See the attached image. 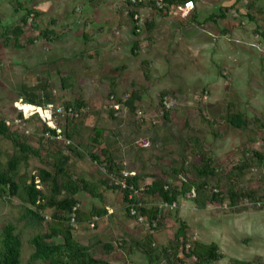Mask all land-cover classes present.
Wrapping results in <instances>:
<instances>
[{
	"label": "rangeland",
	"instance_id": "374dc122",
	"mask_svg": "<svg viewBox=\"0 0 264 264\" xmlns=\"http://www.w3.org/2000/svg\"><path fill=\"white\" fill-rule=\"evenodd\" d=\"M19 1L25 2L24 7L28 8L33 7V2L51 1L53 7L46 13L47 16L50 14L48 16L50 18L55 17L57 20L56 33L61 35V41H53L54 43L49 44L46 40L47 43L43 44L39 42L43 40L41 38L33 44L26 45L27 38L37 34L35 30L27 27L18 40V43L25 44V47L16 46V40L12 41L10 45H5V39L2 40V37H0V119L5 118L9 125L24 130L26 136L30 139V144L33 146H39L40 127L42 125L40 119L42 117L35 114L26 117L29 118L28 121L20 120L18 102L21 100L26 101L17 97L18 90L25 87L42 91L44 83L48 87L47 91L56 98L55 103L48 104H54V110L58 114L64 111L63 101L78 97H82L90 105V107L84 109L85 113L91 108L100 110L97 111L98 113L85 115L84 127L82 128L83 138L89 141L90 137L94 136L91 129L96 126L103 127L107 144L123 152L128 167H133L132 170H142V172L148 174L146 176L149 178L145 179L143 186L153 180L150 177L151 174L159 171L160 168L157 166L159 159L162 160L163 164L174 163L177 165L186 151L185 142L190 136L198 135V132H201V137L205 140L207 148L213 151L216 164L220 167L229 168L236 164L241 157L242 149L246 146H251V148L259 151L264 150V127L259 122H255L253 118L250 119V130L241 129V133L245 134L246 137L249 136L248 140L245 139L247 143L216 147L215 144L219 138L229 132L228 124L224 120L225 115L223 123L218 124V121H211L214 117L211 116L210 119L208 109L204 107L201 108L200 106L197 109L190 108L191 110H186L182 106L178 90L175 88L177 91L175 96L166 95L163 98L164 100L166 97H171L175 110L171 112L168 119L164 117L166 110L164 104L163 107L159 105L160 92L169 89L170 87L167 85L175 82L179 76L181 66L178 63L176 64L178 60H167L164 45L162 48L160 44L155 46L148 54L139 52L136 56L133 55L131 51V34L135 30V24L128 18L127 9L122 10L120 8L122 0ZM74 10H76V13H73ZM19 12L20 14L24 13L21 10ZM0 13L2 17L8 14L3 6ZM151 17L152 15L148 18ZM163 20V22H166V20L168 22L174 21V19ZM19 24L20 19L13 22L8 30ZM158 24L161 26L162 22H158ZM117 25L119 29L124 26L123 29L126 31L123 32L124 37L120 39L124 42L120 47V50L122 49L120 55L116 58L115 52L118 51L113 50L114 47L111 50H104L105 46L99 41H101V35H103V39L111 35L112 30H115ZM99 27H103L104 32L100 33ZM109 30L111 31L109 32ZM87 32L94 37L93 42L89 43L83 38V33ZM155 33L156 29L153 32L145 31L141 38H144V36L154 37ZM69 41L71 45L74 42L77 43L75 49H72V46L67 48V45H63ZM162 42L164 41L162 40ZM148 47V45H145V49ZM77 50L80 52L77 53ZM72 52L77 54H71ZM93 52L97 56L94 60H90L88 54ZM26 54H34L35 57L24 60ZM151 55L155 56L151 60L154 62L152 68L151 65L148 67L142 64L144 60L151 59ZM44 57L45 59L42 60ZM123 65L127 66L128 70L125 71L124 69L117 72L116 68ZM62 78L67 80V88L63 87ZM178 84L179 80L175 86ZM113 90L115 94H113ZM133 92H137L141 97V100L136 103L135 116L130 113L129 108L124 104ZM112 95H115V99L111 97ZM262 97L264 98V96ZM115 103H119L121 106V112L116 113L118 119L111 118L109 113L112 108L111 105ZM253 114L256 116L255 112ZM142 118L144 119L142 120ZM211 124H214V126ZM199 127L200 131H198ZM215 132H218L220 136L216 137ZM209 141H212V143ZM145 142L150 145L146 147L140 145V143ZM12 152V142L0 136V161L6 164ZM82 153L83 157L72 158V162L69 164L70 172L72 171L78 176L97 183L100 186L101 198H93L86 193H80L78 198L81 200V206L84 209V206L89 205L90 212L97 208L105 210L107 214L96 217L92 222L80 224L75 231L76 237L84 243H90L96 238L104 241H115L124 237V240L128 242L127 249L115 252L108 257L109 260L113 264H148L146 253L135 243L145 239L150 231L149 227L145 223H138L137 220L126 216L127 204L123 200L122 193L100 185L99 182L104 175L100 173L98 165L91 159L85 148L82 149ZM188 157L189 160L192 159L191 155ZM48 159V161H52L51 158ZM41 166H45L41 159L32 157L28 164L20 166L19 176L27 175L28 178ZM48 168L51 169L50 166ZM263 171V168L251 171L247 174L244 185L256 187L263 184ZM24 197L25 195L21 194L9 199V195L3 197L0 194V233L6 223L14 222L21 216L22 206L26 204ZM147 203L150 205H164L159 198L155 197L147 198ZM226 204H229V202H226ZM176 209H178V213H174L172 217L166 220L164 228L154 232L155 246L159 250L175 238L180 221L185 220L194 227L199 240L205 243L216 242L220 244L221 242L224 244L223 250L226 257L218 264H229L233 258L244 261L260 259L264 262L263 217L239 216L240 214H236L230 207L225 205L222 207L209 205L208 210L206 208L201 209L197 208L195 203L188 199H181L179 206L174 207L172 210L175 212ZM51 212V209L46 211L48 217ZM206 214H213L214 222H212V218H207ZM24 224V222L21 223L20 228H24ZM217 227H219V230ZM36 232L30 227L25 229L22 264H28L32 252L29 239ZM224 234L229 236L219 237V235ZM130 249L131 252H129Z\"/></svg>",
	"mask_w": 264,
	"mask_h": 264
},
{
	"label": "trees",
	"instance_id": "16d2710c",
	"mask_svg": "<svg viewBox=\"0 0 264 264\" xmlns=\"http://www.w3.org/2000/svg\"><path fill=\"white\" fill-rule=\"evenodd\" d=\"M157 1L122 0L120 8L127 9L128 18L135 24L137 35H139L137 30L141 28L139 18L141 9L149 8L154 15L166 17L173 15V7L188 0H162L163 7H160ZM16 7L18 10H24V14L20 18L19 25L7 29L4 33L5 45L16 40V46L25 47V44H33L41 38L49 41L60 39V34L55 30L47 29L27 38L25 44H19V37L24 34L27 27L35 31L39 29L40 16L43 12L35 7H24L23 3H19ZM156 25L155 17L147 18L144 23L148 32H153ZM263 29L264 27L261 28ZM139 46L140 42H135L133 47L135 55L140 51ZM142 64L149 67L151 62L144 60ZM66 81L62 78L64 88L68 87ZM47 88L44 83L42 91L23 87L18 90L17 97L23 98L29 104L46 107L48 103L56 102V98L47 91ZM176 94L175 89L161 91L160 107H163V98L166 95ZM139 100H141L140 95L133 92L124 102L134 116L137 110L136 103ZM62 107L64 111L61 114L56 110L55 113L60 116L57 117L56 122L64 139H57V129L51 128L40 119L42 125L38 147L30 144V139L24 130L9 125L5 118L0 119V136L9 139L13 145V152L9 155L6 164L0 161V194L3 197L9 195V199L24 194L26 202L22 206L21 216L14 222L6 223L2 228L0 264L23 263L24 233L27 227L37 231L29 239L32 252L28 264H113L108 257L127 249L128 242L124 237L115 241L96 238L84 244L74 236L80 224L92 222L96 217L103 215L97 208L91 212L85 211L78 198L80 193H86L93 198L101 197L100 186L70 172L69 169L73 157H83V148L88 151L91 159L98 165V170L104 175L99 182L100 185L122 193L123 200L127 204L126 216L137 221L139 216L144 217V223L150 231L145 239L135 244L148 256V264H218L225 258L218 243H205L199 240L194 227L185 220L180 221L175 238L167 246H163L160 250L155 246L154 232L164 228L166 220L174 213H178V209L175 212L172 209L178 207L179 201L183 198L192 200L196 207L201 209L209 205L222 207L229 202L230 209L235 213L263 210L251 206H234L243 198L264 199V183L256 187L244 185L247 174L257 168L264 169V150L259 151L246 146L242 149L241 157L236 164L229 168L220 167L216 164L213 151L207 148L205 140L199 135H192L185 142L186 151L179 163L163 164L159 159L157 164L159 171L151 174L153 180L143 186L145 179L149 178L146 176L148 174L142 170H135V175H124V171H134L133 167H128L120 149L112 148L107 144L103 127H93L91 130L94 136L90 137L89 141L83 138L85 115L98 113L100 110L91 108L85 113L84 109L90 105L82 97L63 101ZM165 110L164 117L168 119L175 108ZM120 112L121 109L109 110L113 119H118L116 113ZM18 116L22 121L29 120L23 111H19ZM225 117L228 125L243 130L251 129V120L240 117L239 113H229ZM215 119L211 121H216ZM262 126L264 127V123ZM215 136L220 135L215 132ZM67 140L71 142L68 144ZM189 155L192 156L191 160ZM32 157L40 158L45 166L38 167L37 171L28 178L27 175L19 176L20 166L28 164ZM48 158L52 161H48ZM49 166L51 169L48 168ZM262 176L264 181V173ZM121 179L127 180L126 188L116 184L115 180ZM130 194L133 195L132 198L129 197ZM149 197L159 198L164 205L148 204ZM76 205L78 209L76 221L73 223V207ZM132 208L137 210L136 215L131 214ZM48 209L52 210L49 217L46 214ZM23 222L24 228H20ZM229 264H264V262L260 259L254 261L231 259Z\"/></svg>",
	"mask_w": 264,
	"mask_h": 264
},
{
	"label": "crops",
	"instance_id": "0c3cea01",
	"mask_svg": "<svg viewBox=\"0 0 264 264\" xmlns=\"http://www.w3.org/2000/svg\"><path fill=\"white\" fill-rule=\"evenodd\" d=\"M194 1L195 8L186 19H181L174 15L161 17L150 13L151 10L149 8L141 9V28L137 30L139 35L135 33V30L131 34V51L133 55H135L133 47L137 41L140 42L139 52L146 54L158 44H160V46L162 45V48L164 45V52L167 60H178L176 64L178 63L181 66L179 76L177 75L178 77L176 79L177 81L179 80V84L175 86L177 82L175 80L174 83H170L167 86L170 87L169 89L175 88L178 90L181 104L186 110H191L193 108L197 109L200 106L201 108L204 107L208 109L210 114L209 118L211 119V116L216 117V119H214L216 122L218 121V124L223 123L224 115L226 116L229 113H239L240 117L243 116L248 119L253 118L255 122L263 124L264 40L261 36H258V34L261 28L264 27V0ZM19 3L25 5V2L19 0H0V11L3 6L8 12L5 17L0 15V37H2V40L3 38L5 39L4 33L7 31L8 27L13 24V22L20 19L24 14H20L16 7ZM52 5L53 3L51 1L33 2L32 6L43 12L40 16V25L39 29L36 31L37 34L47 29L56 31L57 20L55 17H48L50 14L47 16L46 13L52 9ZM21 11L24 12V10ZM74 12L76 13V10H74L73 13ZM151 15L155 17L157 23L155 28L156 33L154 37L144 36V38H141L145 31H147V29L143 27V24ZM163 19H174L175 22H168L167 20L163 22ZM158 22H162V25L160 26ZM123 28L124 26L119 29L117 25L115 30L111 29L113 31L111 35H108L104 39L102 38L103 35H101V41H99L103 43V46H105L104 50L106 51L114 47L113 50L118 51L115 52L116 58L120 55V51L122 50H120V47L124 42L120 40L121 37H124L123 32L126 31ZM98 30L100 33L104 32L103 27H99ZM111 30H109V32ZM62 34L64 33L62 32ZM82 36L89 43L94 41V37L89 32L83 33ZM94 36L96 37L95 34ZM44 40L45 39L39 42L43 44L47 43V41L49 44L55 42ZM162 40L164 42H162ZM57 41H61V39ZM114 42H116V44H114ZM63 45H67V48H71L72 46V49H75L77 43L74 42V44L71 45L69 41ZM145 45L149 47L145 49ZM76 52L79 53L80 51L78 52L77 50ZM77 53L72 52L71 54ZM33 56L34 54H26L24 56L26 59L24 58V60H29L33 58ZM88 56H90V60H94L97 55L95 56V52H93L92 54H88ZM152 58H155V56L151 55V59H146L151 62V68L154 67V62L151 61ZM44 59L45 57L42 60ZM116 69L117 72L124 69L125 71L128 70L125 65L117 67ZM113 84L115 85V83ZM253 112H255L256 116ZM211 125L214 126V124ZM227 126L229 132L219 138L215 144L216 147H219V145L232 146L239 145V143H247L246 140H248L249 136L246 137L245 134L241 133V129L232 125ZM199 129L200 127L198 131H200ZM197 134L202 136L201 132ZM209 142L212 143V141ZM100 198L101 197H99V199ZM84 209L90 212L89 205L87 207L84 206ZM260 211H264V209L236 214H240L239 216H261L264 218V212ZM101 213L103 215L107 214L105 210H100V214ZM210 215L206 214V217L212 218V222H214L213 214ZM217 229L219 230V227H217ZM74 236L77 238L76 233ZM220 236L229 235L224 234L219 235V237ZM219 246L226 257V253L223 250L224 244L220 242ZM228 250H230V248H228Z\"/></svg>",
	"mask_w": 264,
	"mask_h": 264
},
{
	"label": "built area",
	"instance_id": "2783aa9c",
	"mask_svg": "<svg viewBox=\"0 0 264 264\" xmlns=\"http://www.w3.org/2000/svg\"><path fill=\"white\" fill-rule=\"evenodd\" d=\"M158 5L160 7H163V1L162 0H158L157 1ZM195 8V1L194 0H188L178 6L173 7V15L181 18V19H186L191 12L194 10ZM140 18V16H139ZM31 22V19H30ZM258 36H261L262 39L264 40V29L260 30ZM20 103V104H19ZM164 104V108L165 109H171L174 107V102L171 99V97H166L163 101ZM28 105L27 102H24L23 100H21L20 102H18V110L19 111H23L26 117H31L35 114H39L42 117V120L47 123L51 128L53 129H57L58 131V136H56L57 139H64L63 135H61V129H59L57 127V115L55 113L54 110V104H48L46 107H40V106H36V105H30L32 106L34 109L32 110H27L26 106ZM112 108H114L116 111H119L121 109V106L119 103H115L111 105ZM40 109V110H39ZM50 134V133H48ZM71 141L67 140V143L69 144ZM141 146H149L148 142L145 143H140ZM264 173V171H263ZM136 171H124V175L125 176H129V175H135ZM117 185H121L123 188H126L128 186L127 184V180L126 179H121V180H115ZM130 198L133 197L132 194H130L129 196ZM175 206V205H174ZM173 206V207H174ZM226 207H231L230 204H225ZM237 206H251V207H256V208H262L264 209V199H258V200H252L249 198H243L240 203L238 205H235L234 207ZM78 209V205L73 207V214H72V222L74 223L76 221V210ZM131 214L136 215L137 214V210L135 208H132L131 210ZM145 219L143 216H139L138 217V223H144ZM189 246H187L188 248Z\"/></svg>",
	"mask_w": 264,
	"mask_h": 264
},
{
	"label": "bare ground",
	"instance_id": "6f19581e",
	"mask_svg": "<svg viewBox=\"0 0 264 264\" xmlns=\"http://www.w3.org/2000/svg\"><path fill=\"white\" fill-rule=\"evenodd\" d=\"M30 105H32L33 106V104H30ZM29 104L26 106V108H27V110H32V109H34L32 106H30ZM40 110V109H39Z\"/></svg>",
	"mask_w": 264,
	"mask_h": 264
},
{
	"label": "clouds",
	"instance_id": "9594fccd",
	"mask_svg": "<svg viewBox=\"0 0 264 264\" xmlns=\"http://www.w3.org/2000/svg\"><path fill=\"white\" fill-rule=\"evenodd\" d=\"M29 104V103H28Z\"/></svg>",
	"mask_w": 264,
	"mask_h": 264
}]
</instances>
